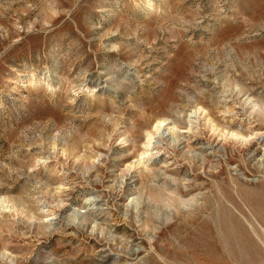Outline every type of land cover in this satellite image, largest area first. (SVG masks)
I'll return each instance as SVG.
<instances>
[{
  "label": "rangeland",
  "instance_id": "rangeland-1",
  "mask_svg": "<svg viewBox=\"0 0 264 264\" xmlns=\"http://www.w3.org/2000/svg\"><path fill=\"white\" fill-rule=\"evenodd\" d=\"M255 104L264 0H0V264H264Z\"/></svg>",
  "mask_w": 264,
  "mask_h": 264
},
{
  "label": "bare ground",
  "instance_id": "bare-ground-1",
  "mask_svg": "<svg viewBox=\"0 0 264 264\" xmlns=\"http://www.w3.org/2000/svg\"><path fill=\"white\" fill-rule=\"evenodd\" d=\"M255 102V101H253ZM259 102V101H258ZM258 104H261V103H258ZM260 106V105H259ZM252 107V106H251ZM258 105H254L253 108V111L256 115H262L261 119L264 118V113L261 112V110L259 108H257ZM262 107V105L260 106V108ZM264 108V107H262ZM261 108V109H262ZM263 111V109H262ZM264 112V111H263ZM251 113V112H250ZM252 114V113H251ZM161 117H159L158 120L155 121L154 125L152 126V130L150 132L147 133V140L145 142V144L149 145L150 143V140L152 139V136L155 135V134H158V132L161 130V127L165 124L166 122V119H160ZM163 118V117H162ZM264 120V119H262ZM171 130V129H169Z\"/></svg>",
  "mask_w": 264,
  "mask_h": 264
}]
</instances>
